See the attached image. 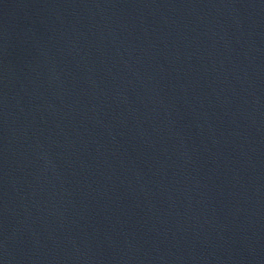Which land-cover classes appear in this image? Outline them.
<instances>
[{
	"label": "water",
	"instance_id": "1",
	"mask_svg": "<svg viewBox=\"0 0 264 264\" xmlns=\"http://www.w3.org/2000/svg\"><path fill=\"white\" fill-rule=\"evenodd\" d=\"M0 264H264V0H0Z\"/></svg>",
	"mask_w": 264,
	"mask_h": 264
}]
</instances>
